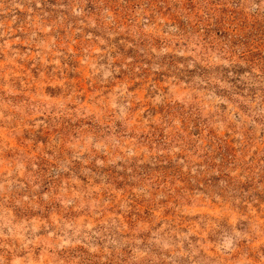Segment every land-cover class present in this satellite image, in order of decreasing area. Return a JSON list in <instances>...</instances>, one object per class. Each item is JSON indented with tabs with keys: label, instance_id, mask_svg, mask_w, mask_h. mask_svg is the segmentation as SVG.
<instances>
[{
	"label": "rangeland",
	"instance_id": "1",
	"mask_svg": "<svg viewBox=\"0 0 264 264\" xmlns=\"http://www.w3.org/2000/svg\"><path fill=\"white\" fill-rule=\"evenodd\" d=\"M0 264H264V0H0Z\"/></svg>",
	"mask_w": 264,
	"mask_h": 264
}]
</instances>
